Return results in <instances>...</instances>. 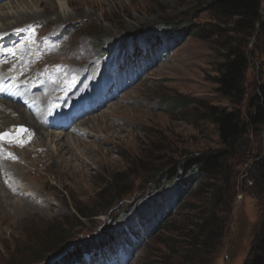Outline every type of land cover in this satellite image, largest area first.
Here are the masks:
<instances>
[{
  "label": "rangeland",
  "instance_id": "1",
  "mask_svg": "<svg viewBox=\"0 0 264 264\" xmlns=\"http://www.w3.org/2000/svg\"><path fill=\"white\" fill-rule=\"evenodd\" d=\"M38 1L27 0L25 6L16 0L0 3L3 13L11 8L13 13L45 14L30 20L40 26L36 36L42 54L26 43L22 61L6 67L7 73L33 62L41 73L37 79L56 77L54 69L70 67L65 74L69 90L85 94L92 88H81L95 82V76H106L112 68L113 78L105 77L110 88L99 96L104 105L83 119L86 123L81 120L71 132L40 129L47 148L43 139L38 142L47 152L39 154V160L28 154L35 145L25 143L30 137L25 125L0 132L7 138L18 136L8 143L0 138L6 145L13 147L25 138L23 146H29L25 153L9 151L14 160L2 154L0 162L2 171L13 168L11 176L0 180V264H244L264 230V192L256 165L264 156V134L245 136L222 177L191 186L186 199L157 176L162 166L170 169L186 157L222 148L205 107L232 106L219 93L217 79L224 44L233 33L230 22L207 11L213 0ZM167 24L178 32L171 38L164 33ZM23 55L29 60L23 61ZM248 55L243 111L264 82L261 36L250 41ZM91 69L95 71L89 73ZM84 75L87 82L81 83ZM100 84L101 77L96 90ZM67 86L58 90L62 97ZM53 109L48 106V111ZM16 114L7 120L19 121ZM61 133L67 134L61 143L72 146L70 153L56 148ZM19 188L26 196L15 194ZM212 195L213 210L208 203ZM204 207L213 214V227L200 233ZM53 230H59L53 241L66 240L50 251L44 243L47 235L54 236ZM110 238L115 244L105 247Z\"/></svg>",
  "mask_w": 264,
  "mask_h": 264
},
{
  "label": "trees",
  "instance_id": "2",
  "mask_svg": "<svg viewBox=\"0 0 264 264\" xmlns=\"http://www.w3.org/2000/svg\"><path fill=\"white\" fill-rule=\"evenodd\" d=\"M206 9L216 19L231 23L233 36L229 37L224 44L225 52L219 65L217 83L219 93L229 98L232 106L231 108L213 105L205 107L208 119L217 128L221 149L186 157L170 169L162 166L158 170V179L163 178V181L172 188L179 189L177 196L182 199L188 197L191 186H202L206 182L219 180L228 160L238 154L245 136L252 132L264 134V82L259 84L256 92L248 100L246 110H242L247 96V73L250 65L248 46L255 37L261 36L264 39V0H213L206 6ZM187 26L191 27L190 24H186ZM174 27L170 24L165 25L164 33L168 38L178 33L172 31ZM256 165L258 179H260L264 192V156L256 162ZM209 188L214 189L213 186ZM124 195L125 192H122L120 197ZM214 199L212 195L208 202L211 203L209 205L212 210L215 206ZM205 207L203 208L204 215L199 218L203 222L199 226L200 233L203 229L210 230L213 227L211 221L213 214L209 215V210L205 211ZM78 213L80 217L88 218L86 214ZM208 215L209 218H206ZM58 231L53 230L54 236L49 234L45 237L48 239L44 244L46 247L51 246L50 251L60 247L66 240V237L63 240L56 236L58 241H53ZM112 239H109L105 247L115 244L116 240L112 241ZM244 264H264V230L256 237Z\"/></svg>",
  "mask_w": 264,
  "mask_h": 264
},
{
  "label": "bare ground",
  "instance_id": "3",
  "mask_svg": "<svg viewBox=\"0 0 264 264\" xmlns=\"http://www.w3.org/2000/svg\"><path fill=\"white\" fill-rule=\"evenodd\" d=\"M47 1H52V0H47ZM69 3H71V0H68ZM16 2L20 5V6H25V5H28L29 3L27 2V0H16ZM38 2H43V4H45L44 0H39ZM9 3V2H8ZM13 3V2H12ZM48 4V3H46ZM20 6L18 7V9L20 8ZM10 7V6H9ZM7 12L6 13H3L0 11V22H3V21H6V20H10L11 18H14V17H18L19 19L18 20H15V21H12V22H9L7 24H2L0 25V35L2 34H9L10 31L14 30L15 28L17 29H20L22 27H32L34 25H36V23H32L30 20L32 19H39L41 18L42 16H44L45 14L43 13V15H38L36 13H32L31 15H27L25 14L24 12H20V11H16V12H12L11 11V8H7ZM20 10V9H19ZM10 16L9 19H7V17ZM22 21H25L24 23H27L26 24H21ZM34 22V21H33ZM15 36V34L13 35ZM26 43H22L21 46L25 45ZM72 47V46H71ZM28 58L26 55H23V61H26ZM21 59V60H20ZM22 61V57L21 55L18 56V55H12L7 61L3 62L0 64V68L1 69H5L6 67L8 68L9 66H11L12 63H15V62H21ZM71 65V64H69ZM40 68V67H39ZM75 69V67L73 68ZM48 70H52V69H47L46 68V71ZM56 70V71H55ZM55 72H57L59 75L55 77V74L54 75H49V76H46V77H39L36 79V76H39L41 75V73L38 72V65L33 63V62H30L29 65L27 66H22L21 69H19L18 71H15V72H10V73H7V74H3L5 76L6 79L8 80H13V79H16L17 81H20L22 78H28L26 79V81H31V85L33 84H39V85H43L45 86L46 90H47V95L39 92V91H34L33 93L35 94L36 96V102L32 101L30 103H32L37 109L38 107L40 108V112H37V111H34V110H30V108L26 107L28 110L30 111H27L25 109V107H23L22 105L18 104L16 105L15 104V107L9 105V104H14L16 102H12V101H8V100H5L3 101L4 99H0L1 101H3L4 103L0 102V132L3 130V129H9L11 128L12 126H15L17 124H22V125H25L27 128H28V133H30V137L27 138V140H25V143L26 144H29V146L31 144L35 145V149L32 150V151H28V154L29 156L32 155L35 157L36 160H39L40 158H42V156H40L39 154H41L42 152L45 153L47 152V150H42V146L40 145L42 142H38V140H41L43 139L44 141V144H45V147L47 148V142H46V135H44V133H41L40 132V129L45 127L44 125V121L46 120V118L49 116L50 113H53L58 107L61 106V101L63 100H72L71 99V96L72 94L70 95H66L65 97H62L59 93V89L62 87V86H67L66 87V90L69 91L70 89V86L71 84L69 82H66L65 80V74L67 73V71H70V67L69 68H65L64 70L61 68V67H58L56 69H54ZM95 70L91 69L89 71L90 72H94ZM84 73V72H83ZM82 73V74H83ZM89 73L87 74V76L89 75ZM1 76V75H0ZM81 77V76H80ZM21 82V81H20ZM13 84V83H12ZM70 84V85H69ZM17 85L20 87V88H23V85H22V82L21 83H18L17 82ZM81 88V86L79 87ZM84 90H90L91 88L88 87V85L86 84L85 86H83L81 89ZM22 92V96H23V93L25 95H27V93H25V91H21ZM68 93V92H67ZM64 95V94H62ZM52 105L53 108H56V109H53L52 111H48V106ZM23 108V109H22ZM21 109V111L19 110ZM80 111H74L73 113V117H69L68 118V121H72V122H75L77 121L79 118V116L81 118L85 117V115L83 114H79ZM16 113H20V118L18 119L19 121H15L13 122L10 118H9V121L7 120V115H12V117H16L17 114ZM16 114V115H14ZM14 115V116H13ZM56 119H61V118H56ZM85 119V118H83ZM22 120H25L27 122V124H24L22 123L23 121ZM22 121V122H21ZM24 121V122H25ZM85 122V120H83ZM29 123V124H28ZM86 123V122H85ZM84 123V124H85ZM70 128H68L69 130ZM77 129V128H76ZM79 129V128H78ZM67 130V131H68ZM73 131L70 130V132ZM84 131V130H83ZM84 134V133H83ZM89 134V133H88ZM87 134V131L85 130V134L84 135H88ZM63 134L61 133L60 135H58V141L56 142V148L57 146H62L61 148H64V152L65 153H70L71 150H72V146H70V144H65V143H61L63 140H65V136L67 135H64V137L62 136ZM75 136V135H74ZM77 136V135H76ZM62 137V138H61ZM45 138V139H44ZM25 139V138H24ZM24 139L22 141H24ZM81 139V138H80ZM79 139V141H80ZM76 143H79L78 139H74V141H76ZM82 140V139H81ZM18 142L16 143V145H13V147H17V148H13L11 147V145L9 144H4L2 142H0V162H3L4 161V157L2 155V147H6L8 148V151H13V150H18V152H20V150H22L21 152L24 151L27 152V148L29 147H26L25 145L23 146L24 142ZM51 141V140H49ZM64 142V141H63ZM69 142V141H68ZM72 142V141H71ZM15 144V143H14ZM20 144V145H19ZM49 144V142H48ZM75 144V143H74ZM73 144V145H74ZM20 146H23L20 148ZM80 146V145H79ZM51 147V146H50ZM52 148V147H51ZM59 148V147H58ZM75 148V147H74ZM49 150V149H48ZM57 150V149H56ZM63 151V150H62ZM51 153V152H50ZM49 153V154H50ZM58 153V151H57ZM17 154V153H16ZM27 154V153H26ZM24 156V155H23ZM59 156V155H58ZM44 157V156H43ZM64 157V156H63ZM62 157V158H63ZM71 157V156H70ZM77 157V156H76ZM50 158V157H49ZM61 159V158H60ZM64 159V158H63ZM76 159V158H74ZM73 159V160H74ZM77 160V159H76ZM82 160V159H81ZM61 161V160H60ZM60 163V162H58ZM66 164V166L68 165L66 162H62V165ZM83 164V163H82ZM11 168H8L6 171H1V174H0V180L1 181H4V175L7 174V176H11L13 174L12 172V169L10 170ZM69 170V169H68ZM9 190V189H8ZM19 191L15 192V194L18 195H21L23 194L24 196H26V190L23 189V188H19L18 189ZM10 193H13V191H11V189L9 190ZM8 198V197H7ZM9 199V198H8ZM17 202V201H16ZM14 205V204H13ZM17 205V204H16ZM22 207V206H21ZM22 211V210H21ZM24 213V212H23Z\"/></svg>",
  "mask_w": 264,
  "mask_h": 264
},
{
  "label": "snow or ice",
  "instance_id": "4",
  "mask_svg": "<svg viewBox=\"0 0 264 264\" xmlns=\"http://www.w3.org/2000/svg\"><path fill=\"white\" fill-rule=\"evenodd\" d=\"M22 131H27L26 129H22ZM2 135H4V134H0V136H2Z\"/></svg>",
  "mask_w": 264,
  "mask_h": 264
}]
</instances>
